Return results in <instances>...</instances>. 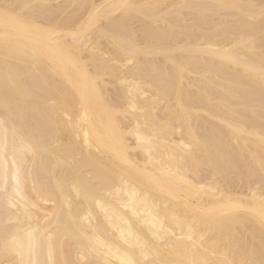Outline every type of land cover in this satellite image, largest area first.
Listing matches in <instances>:
<instances>
[{
  "label": "bare ground",
  "instance_id": "6f19581e",
  "mask_svg": "<svg viewBox=\"0 0 264 264\" xmlns=\"http://www.w3.org/2000/svg\"><path fill=\"white\" fill-rule=\"evenodd\" d=\"M5 4L17 7L7 17L0 9V137L7 129L14 138L17 164L11 152L5 159L10 171L21 168L20 195L9 185L21 207L7 204L0 184V264H149L174 258L168 248L157 254L159 237L188 244L179 238L189 227L215 251L212 259L248 256L259 264L261 0H0ZM90 18L85 40L77 30ZM33 19L59 25L60 45L31 27ZM127 43L142 50L131 63L123 58ZM153 127L158 136L141 145L135 130L144 135ZM45 223L53 230L39 251L4 247L5 225L24 236ZM81 230L103 242L99 255L73 239Z\"/></svg>",
  "mask_w": 264,
  "mask_h": 264
},
{
  "label": "snow or ice",
  "instance_id": "6c2138e0",
  "mask_svg": "<svg viewBox=\"0 0 264 264\" xmlns=\"http://www.w3.org/2000/svg\"><path fill=\"white\" fill-rule=\"evenodd\" d=\"M17 6L15 5H8L5 4L3 6H0V9H2L3 14L7 17L10 13H12ZM110 7H124V8H134V5H112ZM201 7H213V6H201ZM251 8H256V5L249 6ZM259 16L264 22V0H261V5L259 6ZM94 24V20L92 18L89 19V21L85 24H82L80 28L77 31L83 32V39H87V32L92 29ZM30 26L33 28H36L37 30L45 31L49 34L50 38L53 40L54 43L57 45H60L61 41L59 39L60 33L57 31L59 25H52V24H45V21L36 19H33L30 22ZM108 38H112V33H106ZM122 52H123V58L128 61V63H131V58L135 57L141 49L137 48L135 45L127 43L122 44ZM261 82L264 83V71H261L260 74ZM91 88L93 92H95L97 95L99 94V89L97 85V81L95 79H92L90 81ZM136 91H140L141 85L137 84L135 86ZM133 94L130 92L129 95V105L133 108L135 111L134 104L132 103ZM4 122L0 121V125H2ZM113 130L117 131L118 126L113 123L112 125ZM135 134L137 135L138 141L143 146L151 145L153 139H155L159 134V129L157 127H153V129L144 134L141 135L139 133V129L135 130ZM28 151L34 152L36 149H34L32 146L28 147ZM11 152L13 159L11 161V164L15 166L17 164L15 152V143L14 138L13 141L9 140V137L7 135V129H5V135L3 137H0V184L3 185L2 191L3 194L7 197V204L11 208L20 209L21 205L18 201L15 200V197L12 196V194L9 192V185L11 182L12 191L16 194V196L20 195V183H21V168L15 167L14 171H10L8 165V161L5 159V157ZM261 168H264V161H261ZM23 199V197H21ZM231 200V198H229ZM262 204H264V201H262ZM237 205L231 204L229 207H236ZM34 207V206H33ZM7 212V209L5 210ZM23 213L31 218V212L30 209L25 206L23 208ZM11 223V221H9ZM260 223L264 225V212L260 215ZM59 227L58 225L56 226ZM53 229L49 228V225L47 223L41 225L37 224L35 228H29L24 234V236H21L18 232H13L9 230L8 225H5L4 227V236H5V242L4 247L12 248L14 250H23L25 246H27L29 252H36L39 251L42 247V242L44 240L45 233L52 231ZM189 235L187 237H180L179 239L181 241L187 239V241H190L188 244H180L178 245L175 240L171 238H166L164 236L159 237L161 239V245L156 249L157 254L159 253V248H168L170 250V254H174V258L171 259H161L159 261L153 260L150 261L149 264H257V261L255 259H252L248 256H242L239 260H222L217 261L215 259H212L213 256L216 255L215 251L209 252V249L204 246V238L203 236H198L197 238H194V235H196L195 230L189 227ZM63 235V233H61ZM175 236V234H172ZM50 239V238H49ZM73 239L80 245V247L85 250L86 252H91L93 254L99 255L101 250L103 249L104 245L103 242L100 241L98 238H95L92 235H89L87 232L81 230L78 232ZM182 249V250H180ZM28 264H32L31 261L28 262ZM43 264H47V261H44ZM68 264H76L75 261H69ZM95 264V262H93ZM127 264H139V262H133L131 260L127 261ZM259 264H264V259H261L259 261Z\"/></svg>",
  "mask_w": 264,
  "mask_h": 264
}]
</instances>
